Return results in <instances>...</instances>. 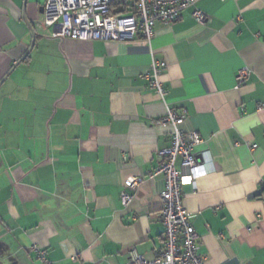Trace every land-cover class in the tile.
<instances>
[{"label":"crops","instance_id":"obj_1","mask_svg":"<svg viewBox=\"0 0 264 264\" xmlns=\"http://www.w3.org/2000/svg\"><path fill=\"white\" fill-rule=\"evenodd\" d=\"M45 2L0 0V264L154 258L166 105L201 137L182 202L204 264H264V0H199L149 42L52 37ZM154 60L166 104L144 77Z\"/></svg>","mask_w":264,"mask_h":264},{"label":"built area","instance_id":"obj_2","mask_svg":"<svg viewBox=\"0 0 264 264\" xmlns=\"http://www.w3.org/2000/svg\"><path fill=\"white\" fill-rule=\"evenodd\" d=\"M199 0H46L43 6V25L51 28L52 37L66 38L73 41L116 40L130 41L136 37L149 42L154 35L156 23L169 25L175 22L186 9L194 6ZM192 16L197 22L205 21V14L194 10ZM164 61H152L151 70L144 77L150 81V87L166 104L167 90L160 77L165 69ZM247 76L242 70L239 80ZM185 110L177 113L166 105V115L156 124H167L171 127L170 144L159 150L160 163L156 170L148 174V178L160 174L163 187L159 193L161 208L156 217L163 225V248L152 259H146L131 252L125 264H204L199 253L198 236L191 223L193 214L183 206L182 186L198 174V165L194 153L200 144L201 137L195 131L185 132L182 124ZM256 148L255 144L250 145ZM187 168L189 175L182 174L176 162ZM142 178H135L128 192L121 193V202L127 206L133 199V193ZM37 257L47 263V251L32 246ZM73 259H75L73 257Z\"/></svg>","mask_w":264,"mask_h":264},{"label":"water","instance_id":"obj_3","mask_svg":"<svg viewBox=\"0 0 264 264\" xmlns=\"http://www.w3.org/2000/svg\"><path fill=\"white\" fill-rule=\"evenodd\" d=\"M32 47H33V45L30 46L29 50L26 52V54L24 55V57H26L28 55V53H29V51L31 50Z\"/></svg>","mask_w":264,"mask_h":264}]
</instances>
